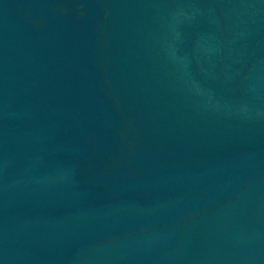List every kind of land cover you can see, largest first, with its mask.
I'll return each mask as SVG.
<instances>
[{
    "label": "water",
    "instance_id": "1",
    "mask_svg": "<svg viewBox=\"0 0 264 264\" xmlns=\"http://www.w3.org/2000/svg\"><path fill=\"white\" fill-rule=\"evenodd\" d=\"M0 264H264V0H0Z\"/></svg>",
    "mask_w": 264,
    "mask_h": 264
}]
</instances>
